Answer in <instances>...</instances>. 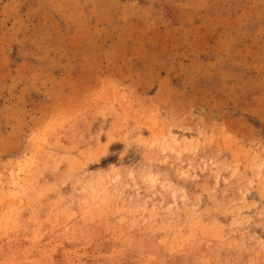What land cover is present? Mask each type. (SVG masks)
Here are the masks:
<instances>
[{
  "label": "rangeland",
  "instance_id": "1",
  "mask_svg": "<svg viewBox=\"0 0 264 264\" xmlns=\"http://www.w3.org/2000/svg\"><path fill=\"white\" fill-rule=\"evenodd\" d=\"M0 264H264V0H0Z\"/></svg>",
  "mask_w": 264,
  "mask_h": 264
}]
</instances>
